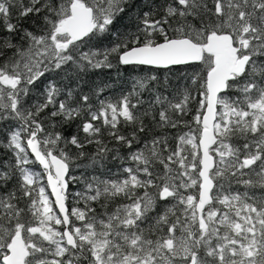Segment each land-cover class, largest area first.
Masks as SVG:
<instances>
[{
    "label": "snow or ice",
    "instance_id": "snow-or-ice-1",
    "mask_svg": "<svg viewBox=\"0 0 264 264\" xmlns=\"http://www.w3.org/2000/svg\"><path fill=\"white\" fill-rule=\"evenodd\" d=\"M0 264H264V0H0Z\"/></svg>",
    "mask_w": 264,
    "mask_h": 264
},
{
    "label": "trees",
    "instance_id": "trees-1",
    "mask_svg": "<svg viewBox=\"0 0 264 264\" xmlns=\"http://www.w3.org/2000/svg\"><path fill=\"white\" fill-rule=\"evenodd\" d=\"M125 23H127V21L125 20L124 21ZM177 71H182V69H180L179 67H177V69H176ZM106 72L107 71H109V70H105ZM112 78L113 79H115V72L114 71H112ZM131 75H129V73L128 72H125L124 73V79L125 80H127V81H131ZM125 86V88H127V84H125L124 85ZM85 164L87 163L86 161L84 162ZM100 171H104L103 169H101ZM117 171V169L116 168H112V172L113 173H115ZM82 174H87V175H89V176H91V175H98L99 173H96V172H93V170L90 168V167H84L83 165H82V167L81 168H77V169H75L74 170V172H73V175H76V176H80V175H82ZM80 188H81V185H73L72 186V190L73 191H79L80 190Z\"/></svg>",
    "mask_w": 264,
    "mask_h": 264
},
{
    "label": "flooded vegetation",
    "instance_id": "flooded-vegetation-1",
    "mask_svg": "<svg viewBox=\"0 0 264 264\" xmlns=\"http://www.w3.org/2000/svg\"><path fill=\"white\" fill-rule=\"evenodd\" d=\"M38 170V169H37Z\"/></svg>",
    "mask_w": 264,
    "mask_h": 264
}]
</instances>
